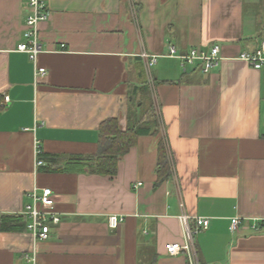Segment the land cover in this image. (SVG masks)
<instances>
[{
  "label": "crops",
  "instance_id": "1",
  "mask_svg": "<svg viewBox=\"0 0 264 264\" xmlns=\"http://www.w3.org/2000/svg\"><path fill=\"white\" fill-rule=\"evenodd\" d=\"M28 2L0 0V264L33 249L39 264H188L167 253L184 214L210 219L202 264H264V67L240 57L264 42V0H44L39 76L17 50ZM215 45L208 72L169 56ZM112 135L126 146L100 173ZM44 188L61 218L47 240L4 225Z\"/></svg>",
  "mask_w": 264,
  "mask_h": 264
},
{
  "label": "built area",
  "instance_id": "2",
  "mask_svg": "<svg viewBox=\"0 0 264 264\" xmlns=\"http://www.w3.org/2000/svg\"><path fill=\"white\" fill-rule=\"evenodd\" d=\"M28 6L30 13L27 17V28L25 31V41L17 46L19 52L27 53L33 63L36 65V76L44 75L46 69L44 67H37L39 54L42 52V44L39 38V25L41 22L49 18L50 12L44 0H29ZM142 58L147 65L152 68L158 60L157 55L149 53H142ZM171 57L178 58L182 66L201 62L204 65L206 72L219 66L221 62L220 46L215 45L209 51L202 50L195 47L185 55H179L174 46L170 48ZM241 59L248 62L256 69L264 67V42L255 53H242ZM10 100L9 96L5 97V102ZM37 164L43 165L44 162L39 159L42 153L41 145L37 141L35 149ZM33 201L27 204L22 211V216L25 218L26 229L29 231L36 241H45L49 238L51 232V223L58 224L61 221L60 215L55 210L56 195L51 188H44L41 193L35 191L31 194ZM184 230L185 238L183 242H172L167 245V253L170 255L183 254L188 264H202L199 260L198 253L194 244V236L202 230L209 228L210 219L207 217H194V226L191 224V216L184 214L180 217ZM124 217L111 215L109 217V225L111 228H117ZM241 220L239 217L233 218L231 222V230L237 231ZM26 264H39L38 254L35 249L28 252L24 256Z\"/></svg>",
  "mask_w": 264,
  "mask_h": 264
},
{
  "label": "trees",
  "instance_id": "3",
  "mask_svg": "<svg viewBox=\"0 0 264 264\" xmlns=\"http://www.w3.org/2000/svg\"><path fill=\"white\" fill-rule=\"evenodd\" d=\"M111 124V123H110ZM106 124L108 128H112L114 130L115 125ZM105 130V128H104ZM107 135V134H105ZM105 144L104 151L102 150L99 157H98V167L97 170L100 173L104 174H115L117 170V163L116 159L118 158V151L122 149V146L125 147L126 145H121L119 141V137L117 136H107L105 140L103 141ZM116 146L118 148H116ZM126 149V148H125ZM17 225H21L22 227H26L25 218L23 216L19 217H6V221L4 222V225L8 226V228H15Z\"/></svg>",
  "mask_w": 264,
  "mask_h": 264
}]
</instances>
